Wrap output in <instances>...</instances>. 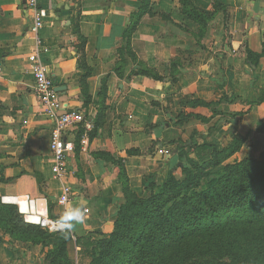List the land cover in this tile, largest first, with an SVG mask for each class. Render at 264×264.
Returning a JSON list of instances; mask_svg holds the SVG:
<instances>
[{"label": "crops", "instance_id": "crops-1", "mask_svg": "<svg viewBox=\"0 0 264 264\" xmlns=\"http://www.w3.org/2000/svg\"><path fill=\"white\" fill-rule=\"evenodd\" d=\"M142 1L38 0L46 12L42 60L62 109L96 125L83 149L79 131L66 137L75 144L64 181L73 200L63 208L51 174L53 121L34 95L27 62L31 13L25 0H0V205L15 207L27 224L38 215L66 219L70 264L90 263L78 241L112 231L125 188L143 198L169 171L181 178L177 142L223 149L240 137L230 163L264 151V57L246 60L247 50H263L264 0H149L141 12ZM55 244L0 230V264H47Z\"/></svg>", "mask_w": 264, "mask_h": 264}, {"label": "trees", "instance_id": "trees-1", "mask_svg": "<svg viewBox=\"0 0 264 264\" xmlns=\"http://www.w3.org/2000/svg\"><path fill=\"white\" fill-rule=\"evenodd\" d=\"M148 1H142L141 12L146 11ZM181 2L188 5L187 0ZM191 16L201 18L196 12ZM259 57H264V43L260 55L246 51V60L253 64ZM93 126L90 139L96 130L95 123ZM243 143L237 136L223 149L205 140L198 144L191 139L189 145L177 142L181 178L175 176L177 170L169 171L162 183L147 185L143 198L125 188L112 232L78 241L91 252L90 264H239L236 259L244 256L249 246L239 247V255L233 256L231 249H215L209 236L218 237L236 227L257 232L264 243V151L257 159L248 156L230 163ZM0 230L12 239L42 246L55 240L47 264H70L66 255L70 233L55 235L24 223L15 207L3 205ZM224 257L227 260L223 261Z\"/></svg>", "mask_w": 264, "mask_h": 264}, {"label": "built area", "instance_id": "built-area-1", "mask_svg": "<svg viewBox=\"0 0 264 264\" xmlns=\"http://www.w3.org/2000/svg\"><path fill=\"white\" fill-rule=\"evenodd\" d=\"M26 8L31 13L32 23L29 32L34 41V47L27 57L30 70L34 80V95L38 100L44 113L53 121L50 130L49 150L51 174L54 180L61 183V195L57 199V204L66 208L73 200L72 190L69 185L64 183L68 178L67 159L75 152L74 142L66 137L72 131H82L79 144L85 148L90 140V133L93 131V123L87 119L81 111H63L59 94L53 83L52 76L48 67L42 60L45 50L39 32L44 25L46 17L45 10L39 7L38 0H25ZM62 111V112H61ZM163 155H168L167 150L160 151ZM84 214H88V209H83ZM34 224L51 234L70 233V226L66 219L60 217L51 218L47 215L36 217Z\"/></svg>", "mask_w": 264, "mask_h": 264}, {"label": "rangeland", "instance_id": "rangeland-1", "mask_svg": "<svg viewBox=\"0 0 264 264\" xmlns=\"http://www.w3.org/2000/svg\"><path fill=\"white\" fill-rule=\"evenodd\" d=\"M101 236H106V235H101ZM215 236L216 235L209 236V238L215 244L214 246H216L215 249L222 247L224 249H231L229 253L233 256L239 255V251H240L239 247L241 246L250 247L245 251L244 256L240 253L242 257L236 259L239 264H243V263L264 264V243L262 242V237H260V235L257 232H252V230L242 229V228L239 229L234 227L233 229L226 231L225 234L219 235L218 237ZM96 238H100V235ZM225 260H227V257L223 258V261Z\"/></svg>", "mask_w": 264, "mask_h": 264}, {"label": "bare ground", "instance_id": "bare-ground-1", "mask_svg": "<svg viewBox=\"0 0 264 264\" xmlns=\"http://www.w3.org/2000/svg\"><path fill=\"white\" fill-rule=\"evenodd\" d=\"M5 200H7V199H5ZM18 200V199H17ZM8 201V200H7ZM15 201V200H14ZM19 201V200H18ZM20 204V203H19ZM24 205V204H23ZM23 205L22 204H20V206H22L23 207ZM24 208V207H23ZM23 208H22V210H23ZM21 209V208H20ZM25 209V208H24Z\"/></svg>", "mask_w": 264, "mask_h": 264}]
</instances>
